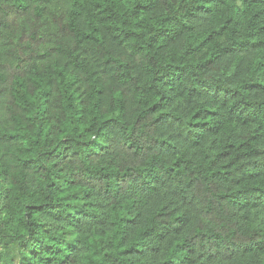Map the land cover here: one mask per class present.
Listing matches in <instances>:
<instances>
[{
    "label": "clouds",
    "instance_id": "9594fccd",
    "mask_svg": "<svg viewBox=\"0 0 264 264\" xmlns=\"http://www.w3.org/2000/svg\"><path fill=\"white\" fill-rule=\"evenodd\" d=\"M14 2L23 6L15 35L0 39V264H77L68 245L79 248L93 231L108 232L97 259L108 251L112 264H235L241 255L264 261V224L251 225L246 207L235 206L264 191L247 184L236 191L231 177L249 170L213 175V157L204 159L206 145L222 139L210 135L218 128L246 139L264 125V107L245 123L247 77L237 79L229 67L234 49L264 41V0H234L243 23L231 39L244 44L195 55L185 35L209 28L195 7L203 0H162L142 15L134 11L138 0ZM104 8L119 17L101 21ZM136 21L143 35L125 38ZM65 61L83 70L69 64L63 81L71 86L55 77L44 104L36 85H46L37 77L45 65ZM257 183L264 188V176ZM36 204L46 214L26 207ZM121 204V215L132 217L127 227L111 215ZM74 217L81 224L69 227ZM121 246L137 251L122 256ZM210 251L217 255L208 259ZM225 252L232 256L221 259Z\"/></svg>",
    "mask_w": 264,
    "mask_h": 264
},
{
    "label": "trees",
    "instance_id": "16d2710c",
    "mask_svg": "<svg viewBox=\"0 0 264 264\" xmlns=\"http://www.w3.org/2000/svg\"><path fill=\"white\" fill-rule=\"evenodd\" d=\"M113 2L118 3L120 0H113ZM161 2L162 0H138V3L134 6V11L137 15H142L144 12H151L154 9H158ZM249 2L256 3L257 0H249ZM233 5L234 0H203V3L195 5L198 11L202 10L203 13L207 14L209 28L193 35H187L186 33V51H190L191 54L195 55L202 52L205 48L214 47L217 44L220 49H229L236 44H244V40L231 39L243 23L233 14ZM22 11L23 6L14 2V0H0V39H3L5 36L11 37L15 35V27L19 22V16ZM101 13L103 15L98 13L101 21L118 18L120 15L115 9L111 10L108 8L101 9ZM261 13H264V9L261 10ZM168 19L166 16L161 17V24L166 23ZM140 26V21H136L132 27H126L124 32L125 38L136 39L139 35H143V33H137L136 31ZM115 27L119 28L120 24L117 23ZM188 31H191V29ZM164 32L165 30L161 27L157 35L163 36ZM18 39H24V35L22 34ZM5 43L10 44L11 39L5 40ZM55 51L64 52L63 49H56ZM49 54L45 53L36 59H45ZM231 55L233 62L229 67L237 79L247 77L243 80L241 88L252 97L251 99L245 100L246 107L248 105L250 106V115L246 117L249 120H246L245 123H255V118L259 114L260 107H264V99H261V95H264V41L248 40L244 48L239 50L234 49ZM240 56H250V59L241 62L237 60V57ZM210 58L211 56L209 54L205 62ZM69 64L72 65L73 69L83 70L79 63L65 61L63 65L57 63L54 67L45 65L39 73L37 79L43 80L46 86L40 87L39 83H37L36 87L38 89V95L42 98L44 104L48 103V97L52 92L51 85L56 83L55 77H60L62 82L68 83L69 87L71 86L70 81H63L66 71L70 74ZM204 123H207V120ZM210 135L213 137H222L215 145L211 143L206 145L207 151L204 154V159H207L208 155L213 157V159L208 160V165L213 169L212 174L220 173L223 177L225 173H231L243 165L249 171L242 173L240 177H231V182H234L233 187L236 188V191H241V189L236 187L238 184H247L248 188L264 191V188L257 183L264 176V147L261 146V141H264V125L257 124V127L252 129L251 132L244 133L243 135L247 137L246 139L242 138V134L233 133L226 127H220L216 132L210 133ZM225 178L229 179L228 177ZM50 183L54 184L55 181H50ZM61 195L63 196L64 193H61ZM71 195L75 197L76 193L73 192ZM241 195H244V193L242 192ZM235 206L238 208L246 207V218L251 225L258 227L264 224V197L257 196L255 199H245L243 203L237 200ZM26 207L32 208L40 214H46L47 212L44 204L27 205ZM121 212H127L126 205L121 204L118 208L114 207L111 215L117 217L127 227L132 217L121 215ZM93 219L95 220L96 218L94 217ZM69 222L73 224L69 225V227H75L81 224V219L74 217ZM164 230L173 231L175 229L171 226H166ZM107 235V231H93L92 234L87 236L79 248L76 247V244H69L68 247L77 258V264H112L108 251H104L103 253V262L97 259L98 244ZM160 239H163V237L161 236ZM136 251V249L124 248L123 246L120 248L122 256H131ZM56 255V253H50L48 258L54 259ZM215 255L217 253L210 251L208 259H211ZM231 256V252H225L223 255H220V258L223 259ZM65 259H68V257H65ZM165 264H170V262H165ZM235 264H264V261L241 255L235 258Z\"/></svg>",
    "mask_w": 264,
    "mask_h": 264
}]
</instances>
